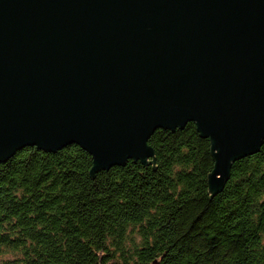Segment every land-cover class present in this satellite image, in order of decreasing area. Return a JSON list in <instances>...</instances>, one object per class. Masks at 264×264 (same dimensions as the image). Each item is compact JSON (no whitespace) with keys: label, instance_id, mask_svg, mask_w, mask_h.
Masks as SVG:
<instances>
[{"label":"water","instance_id":"water-1","mask_svg":"<svg viewBox=\"0 0 264 264\" xmlns=\"http://www.w3.org/2000/svg\"><path fill=\"white\" fill-rule=\"evenodd\" d=\"M191 122L218 194L264 144V0H0V164L71 145L93 173L155 163L151 136Z\"/></svg>","mask_w":264,"mask_h":264},{"label":"trees","instance_id":"trees-1","mask_svg":"<svg viewBox=\"0 0 264 264\" xmlns=\"http://www.w3.org/2000/svg\"><path fill=\"white\" fill-rule=\"evenodd\" d=\"M148 145L155 163L95 173L78 145L0 164V264H264V144L218 194L195 123Z\"/></svg>","mask_w":264,"mask_h":264}]
</instances>
